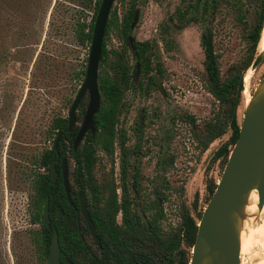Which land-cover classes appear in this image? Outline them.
<instances>
[{"label": "trees", "instance_id": "1", "mask_svg": "<svg viewBox=\"0 0 264 264\" xmlns=\"http://www.w3.org/2000/svg\"><path fill=\"white\" fill-rule=\"evenodd\" d=\"M185 1V5L177 7L170 15L169 21L173 24L166 25V29L198 19V11L195 16L191 14L200 0ZM205 1H208L205 7L208 8L211 18L200 37L204 54L202 79L204 88L220 105L214 115L202 124H197L190 115L185 118L191 125V136L200 154L215 139L230 131L228 140L222 143L211 157L212 162L219 160L223 169L239 133L241 121L237 119V107L242 93L236 97V88L242 71L249 65L258 48L264 28V0H255V18L252 23L246 20L245 15L248 11L247 3L253 0ZM100 2L101 0H0V63L7 62L11 55L18 57L22 51L20 49L26 50L41 43L43 46L47 40L59 41L65 36L64 39L69 40L72 49H87L89 52ZM221 8L225 9L226 15L242 25V37L247 51L246 57L239 64L229 66L225 75L221 72L219 54L214 46L212 21ZM133 14L134 0L120 21L115 10L110 12L107 21L99 63V67L105 64L107 68L98 72L101 104L94 115L95 133L92 135L88 132L85 143L73 151V137L77 126L67 131V116L59 110L43 130L44 139L50 141L51 145L33 154L30 159L31 169L24 171L31 188L28 204L30 223L37 225L26 230L32 251L31 257L36 264H47L54 230L58 235L60 264H189L197 224L204 206L198 208L197 194L192 202V210L181 201L179 222L175 226L165 228L162 224L165 218L162 204L169 196L163 189L170 187L163 184L159 190L155 189L152 197L145 195L141 169V157L144 152L139 137L132 146L127 145L126 132L119 126L125 93L133 85L136 70V66L131 67L128 51L133 53L139 63L140 72L148 76L144 87L143 80L139 81L140 91L145 88L158 90V80L165 75L156 54V44L150 40L134 41V49H131L128 35ZM112 29L116 30L122 40L120 48H107L106 38ZM261 59H264V55H258L254 63ZM86 62L85 57L83 62L73 64L64 57L60 58V54L56 52L54 54L41 51L33 61L32 75L47 77L64 72V84H61V89L66 92L63 94L62 107L69 109L83 82ZM85 99L84 96L78 105L81 114L85 112ZM59 130L63 131L58 144L59 154L60 157L66 155L68 158L72 203H69L63 187L60 160L51 149ZM135 131L138 133V128ZM116 148L119 151L118 182L114 176ZM98 151L103 152L111 162L109 171L100 178L95 175V167L99 161ZM53 161L57 171L54 182L50 175ZM168 162L172 164L173 157H170ZM165 165L166 162L161 163L162 169ZM216 182L213 178L206 181L207 200L213 193ZM118 188L121 190L120 195L117 193ZM132 188L140 200L141 209L147 218L146 223L142 222L135 210ZM183 192L184 188L180 186V197ZM79 197L87 204L101 248L91 237L80 210ZM46 198L49 201L50 227L43 223ZM118 215L121 216L119 222Z\"/></svg>", "mask_w": 264, "mask_h": 264}, {"label": "rangeland", "instance_id": "2", "mask_svg": "<svg viewBox=\"0 0 264 264\" xmlns=\"http://www.w3.org/2000/svg\"><path fill=\"white\" fill-rule=\"evenodd\" d=\"M130 3L131 0H114L112 10H115L119 20ZM180 3L181 0H135L138 19L130 34L138 41L150 39L157 42L156 53L165 73L158 82L164 91L152 90L147 95L140 94L135 82L134 88L125 94L124 109L119 119V126L126 129L131 136L129 144H132L133 127L143 117V188L145 195L152 197L155 189L159 190L163 184L169 185L170 188L163 189L169 196L162 204L165 211L162 224L165 228L179 222L181 201L192 210V202L197 194L198 208L205 206L208 201L206 181L209 178L218 181L222 172L220 161L212 162L211 157L230 135L228 130L201 154L195 148L191 125L185 116L190 115L197 124H202L214 115L220 104L204 88L202 79L204 54L200 35L209 25L208 17L179 29L170 28L160 32V26L167 22L169 14ZM255 6V0L247 3L245 17L249 23L254 21ZM213 28L215 50L219 54L221 72L225 75L229 66L239 64L247 55L242 25L221 8L215 14ZM64 38L66 36L59 41L47 40L43 46L41 43L26 50L20 49L22 51L18 57L11 55L7 62L0 63V264H36L31 257L26 230L37 225L30 223L28 204L31 188L24 171L31 169L33 154L51 145L43 135L51 117L59 110L67 116L68 109L62 107L66 91L61 89V84H64L65 73L47 77L38 74L34 77L33 61L38 52L45 51L56 52L60 58L64 57L73 64L83 62L88 57V50L72 49L69 40ZM106 42L108 49H117L122 45L115 29L109 31ZM128 54L133 67L136 60L130 51ZM247 67L245 75L251 70V78L248 85L244 81V89L247 87L251 95L264 76V59L258 63L251 61ZM106 68L103 64L99 71ZM85 98L86 108L88 96L85 95ZM244 108L242 93L237 107L239 122ZM76 114L79 116L76 125L79 126L83 114L79 108ZM117 155L116 148L115 158ZM98 157L95 175L100 178L109 171L111 162L101 151H98ZM170 157H173L172 164L168 162ZM116 160L114 176L118 180ZM162 162H166L163 169ZM180 186L184 188L181 197L178 193ZM117 192L119 194L120 191ZM253 251L242 256V264H257L262 260L260 246L256 245Z\"/></svg>", "mask_w": 264, "mask_h": 264}, {"label": "water", "instance_id": "3", "mask_svg": "<svg viewBox=\"0 0 264 264\" xmlns=\"http://www.w3.org/2000/svg\"><path fill=\"white\" fill-rule=\"evenodd\" d=\"M113 2L114 0H101L100 2L93 25L85 76L67 114V131H70L76 123L77 107L83 96L88 95L85 113L74 138L73 151H76L88 131L93 134L96 130L94 115L101 104L98 88L99 62L102 58L101 47L105 27ZM137 19L138 10L135 11L131 28L134 27ZM128 39L133 46L132 36L129 35ZM258 55L260 54H257L256 49L251 61L254 62ZM247 69L248 67L239 78L236 97L243 91L242 85L244 86V74ZM62 133V130L58 131L51 147L56 152L57 158H59L58 144ZM50 175L54 182L57 178L54 161L51 164ZM61 178L66 197L69 203H72L65 156L61 158ZM254 189L258 195L257 209L261 210L264 206V76L251 93L249 102L245 104L238 137L216 182V187L202 210L189 264H242L240 227L244 217V205L250 191ZM48 202L46 198L43 207V223L50 227ZM79 206L91 237L101 248L100 239L87 210V204L80 197ZM137 214L142 222H147L140 205H137ZM47 264H60L58 235L55 230L49 245Z\"/></svg>", "mask_w": 264, "mask_h": 264}, {"label": "bare ground", "instance_id": "4", "mask_svg": "<svg viewBox=\"0 0 264 264\" xmlns=\"http://www.w3.org/2000/svg\"><path fill=\"white\" fill-rule=\"evenodd\" d=\"M262 53H264V28L257 48V54ZM250 78L251 70H249L246 75L244 74L243 83L245 81V85H248ZM242 93L244 96V103L247 104L251 98L249 89L245 87ZM257 201V191L255 189L251 190L248 195L247 202L244 205V217L241 221L240 227L241 258L244 254L251 253L254 250L255 246L259 245L263 257L261 258L262 260L257 264H264V206L261 210H258ZM251 262L253 261L251 260Z\"/></svg>", "mask_w": 264, "mask_h": 264}, {"label": "flooded vegetation", "instance_id": "5", "mask_svg": "<svg viewBox=\"0 0 264 264\" xmlns=\"http://www.w3.org/2000/svg\"><path fill=\"white\" fill-rule=\"evenodd\" d=\"M185 0H181V3L177 6V7H179V6H183V5H185ZM206 3H208V1H205V0H200L198 3H197V6L195 7V9L193 8V13L191 14V15H193V16H195L196 15V12L198 11V19L197 20H195V21H190L189 23H187V24H183V25H181V26H179V27H176V26H172L171 28L173 29V28H175V29H179V28H182V27H184V26H186V25H189L190 23H192V22H197L198 20H206L207 19V17H208V19H207V21L209 22V20H210V18H211V16H209V10H208V8L207 7H205V4ZM131 4H132V0H131V3H130V5H129V7L131 6ZM113 5V4H112ZM128 7V8H129ZM176 7V8H177ZM128 8H126V9H128ZM176 8H175V10H176ZM111 10H112V7H111V9H110V11H109V16H110V12H111ZM136 10H138L136 7H135V0H134V14H135V11ZM174 10V11H175ZM113 11V10H112ZM174 11L173 12H171V14H169V16H168V19H167V22L164 24V25H161L160 26V32H162V29L163 28H165L166 27V25H169V24H173L171 21H169V17H170V15H172L173 13H174ZM134 14H133V17H134ZM109 16H108V18H109ZM107 21H108V19H107ZM120 21V20H119ZM132 21H133V19H132ZM213 21V20H212ZM132 23V22H131ZM107 25V24H106ZM263 25H264V23H263ZM106 28V27H105ZM207 28V27H206ZM262 28H263V26H262ZM261 28V29H262ZM131 25H130V33H131ZM166 29V28H165ZM164 29V30H165ZM167 30V29H166ZM205 30V29H204ZM203 30V31H204ZM202 31V32H203ZM201 32V33H202ZM261 32V31H260ZM105 33V32H104ZM129 35H131V34H129ZM128 35V36H129ZM200 37H201V35H200ZM104 38V37H103ZM133 38V46H132V44L130 43V46H131V49H134V41H138V40H136L134 37H132ZM146 40H150V39H146ZM128 41H129V39H128ZM142 41H144V40H142ZM151 42H153L154 44H156V52H157V42L155 41H152V40H150ZM201 46V45H200ZM202 48V47H201ZM131 52V51H130ZM132 53V52H131ZM133 54V53H132ZM157 54V53H156ZM134 57V56H133ZM159 58V57H158ZM135 59V58H134ZM136 60V59H135ZM101 61V60H100ZM160 61V60H159ZM100 63V62H99ZM137 65H138V71H137ZM134 66H136V70H135V74H134V81H133V85H132V87L131 88H134V86H135V82H137V87H138V84H139V81H142L143 80V82H144V84H143V87H144V85L146 84V82H147V79H148V76H145V75H143V73L142 72H140V70H139V68H140V66H139V63H137V60H136V64L134 65ZM133 66V67H134ZM100 68V67H99ZM99 72V71H98ZM151 74V73H150ZM138 75H141V76H144L143 78L140 76V78L138 79ZM149 75V74H148ZM131 88H129V89H131ZM128 89V90H129ZM242 89L244 90V88H243V85H242ZM127 90V91H128ZM139 90V89H138ZM152 90H155V89H147V88H145L143 91H140V94H144V95H147V94H149ZM159 91H161V92H163L164 91V89H162L161 87L158 89ZM126 91V92H127ZM126 94V93H125ZM240 94H241V92H240ZM85 95H87V94H85ZM84 95V96H85ZM83 96V97H84ZM88 96V95H87ZM75 97V96H74ZM125 98V97H124ZM74 99V98H73ZM80 104V103H79ZM87 106V105H86ZM70 108V107H69ZM77 109H78V107H77ZM86 109V108H85ZM124 109V108H123ZM68 111H69V109H68ZM76 112H77V110H76ZM85 113V112H84ZM68 114V113H67ZM83 116H84V114H83ZM83 119V118H82ZM76 122H77V114H76ZM82 122V121H81ZM96 122V121H95ZM143 124H144V122H143V117L141 116L139 119H138V121H137V124H135L134 125V127H133V138H134V141H133V143L132 144H129V141H130V139H131V136H129L128 135V133H127V131H126V129H124L122 126V128L125 130V132H126V136H127V138H128V140H127V145H129V146H132L134 143H135V141H136V138H138L139 137V140H140V144H141V146H142V151L145 153V151H144V146H143V140H142V138H143ZM75 125H76V123H75ZM74 125V126H75ZM73 126V127H74ZM77 126V125H76ZM80 126V125H79ZM79 126H77V130H76V132H75V134H74V137H73V142H74V138H75V135H76V133H77V131H78V129H79ZM138 128V133H136V131H135V129H137ZM72 129V128H71ZM96 131V130H95ZM88 132H90V131H88ZM87 132V133H88ZM87 133L84 135V137L82 138V140H81V142L85 139V137H86V135H87ZM91 133V132H90ZM95 133V132H94ZM93 133V134H94ZM92 134V133H91ZM92 134V135H93ZM79 143V146L81 145V144H84L85 143V140H84V142L83 143ZM78 146V147H79ZM73 147V146H72ZM78 149V148H77ZM76 149V150H77ZM118 149V148H117ZM118 153H119V151H118ZM143 153V154H144ZM143 154H142V156H143ZM65 157H66V161H67V167H68V158H67V156L66 155H64ZM64 156H62V157H64ZM62 157H60V154H59V160H60V165H61V158ZM142 158V157H141ZM115 159H117L116 160V162L118 163V158L116 157ZM142 169V168H141ZM223 170V169H222ZM61 174V173H60ZM143 174V173H142ZM116 181L118 182V180L116 179ZM143 181V180H142ZM69 183H70V181H69ZM70 185V184H69ZM120 191L119 192V195H120V193H121V190L118 188L117 189V191ZM118 193V192H117ZM211 196V195H210ZM132 197L135 199V210H136V212H137V205H140V200H139V198H138V196H137V194H136V192H135V190L132 188ZM210 198V197H209ZM209 200V199H208ZM207 203V202H206ZM206 205V204H205ZM140 207H141V205H140ZM205 207V206H204ZM203 207V208H204ZM142 210V209H141ZM120 219H121V216H120ZM117 220H118V216H117ZM118 222H119V220H118Z\"/></svg>", "mask_w": 264, "mask_h": 264}]
</instances>
